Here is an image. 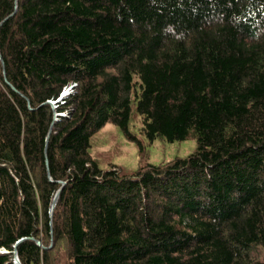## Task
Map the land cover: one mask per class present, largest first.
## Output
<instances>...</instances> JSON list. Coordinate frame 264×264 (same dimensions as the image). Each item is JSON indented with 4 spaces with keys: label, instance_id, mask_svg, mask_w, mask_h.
I'll return each mask as SVG.
<instances>
[{
    "label": "trees",
    "instance_id": "1",
    "mask_svg": "<svg viewBox=\"0 0 264 264\" xmlns=\"http://www.w3.org/2000/svg\"><path fill=\"white\" fill-rule=\"evenodd\" d=\"M107 123L141 153L196 148L103 169ZM260 249L264 0H0V264H264Z\"/></svg>",
    "mask_w": 264,
    "mask_h": 264
},
{
    "label": "rangeland",
    "instance_id": "2",
    "mask_svg": "<svg viewBox=\"0 0 264 264\" xmlns=\"http://www.w3.org/2000/svg\"><path fill=\"white\" fill-rule=\"evenodd\" d=\"M67 90L68 94L72 88L65 89L62 96ZM141 139L146 146L143 153L137 142L128 139L115 124L107 123L93 136L91 152L103 169L115 165L125 171H133L140 166L142 156L150 163L161 164L176 157H185L196 148L194 139L175 142L157 139L153 143ZM258 253L263 256L264 250L260 249Z\"/></svg>",
    "mask_w": 264,
    "mask_h": 264
},
{
    "label": "water",
    "instance_id": "3",
    "mask_svg": "<svg viewBox=\"0 0 264 264\" xmlns=\"http://www.w3.org/2000/svg\"><path fill=\"white\" fill-rule=\"evenodd\" d=\"M67 92H68V90L63 94V96H65V94H67ZM59 193H60V191H58V193H57V196H56L55 202L57 201V199H58V197H59Z\"/></svg>",
    "mask_w": 264,
    "mask_h": 264
}]
</instances>
